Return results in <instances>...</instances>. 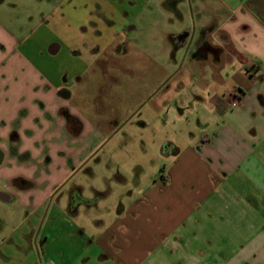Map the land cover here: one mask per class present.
<instances>
[{"label": "rangeland", "instance_id": "rangeland-1", "mask_svg": "<svg viewBox=\"0 0 264 264\" xmlns=\"http://www.w3.org/2000/svg\"><path fill=\"white\" fill-rule=\"evenodd\" d=\"M98 1L100 7L87 0H0L17 38L33 35L63 45L57 68L73 87L62 114L86 125L81 140L49 135L38 156L15 163L13 173L30 176L33 188L0 173V264L106 263L95 260L90 240L144 196L178 148L198 134L199 119L211 115L196 101L193 86L201 26L211 20L205 5L213 1ZM115 33V44L91 55ZM75 71L82 73L78 79ZM79 129L72 119L71 134ZM13 187L33 192L20 203ZM31 196L35 205L26 203Z\"/></svg>", "mask_w": 264, "mask_h": 264}, {"label": "crops", "instance_id": "crops-1", "mask_svg": "<svg viewBox=\"0 0 264 264\" xmlns=\"http://www.w3.org/2000/svg\"><path fill=\"white\" fill-rule=\"evenodd\" d=\"M212 1L205 5L211 20L201 26L199 81L193 86L196 93L192 90L211 115L199 119L198 134L178 148L144 196L90 240L95 260H106L102 264H264V0ZM75 2L85 4L60 0ZM3 16L0 173L30 189L33 180L13 173L15 163L38 156L49 135L81 140L86 125L78 120V134H71L72 119L62 114L73 87L57 68L55 58L63 45L33 35L17 38L9 17ZM118 36L110 34L109 43L98 52L90 50L91 55L108 50ZM80 74L75 71L73 79ZM233 91L240 94L236 102ZM89 145L86 140L83 148ZM38 167L41 174L43 167ZM13 192L23 203L33 191L13 187ZM27 198V204H36V198Z\"/></svg>", "mask_w": 264, "mask_h": 264}, {"label": "built area", "instance_id": "built-area-1", "mask_svg": "<svg viewBox=\"0 0 264 264\" xmlns=\"http://www.w3.org/2000/svg\"><path fill=\"white\" fill-rule=\"evenodd\" d=\"M230 96L231 98H233L234 102H236L240 98V94L237 91H233Z\"/></svg>", "mask_w": 264, "mask_h": 264}, {"label": "flooded vegetation", "instance_id": "flooded-vegetation-1", "mask_svg": "<svg viewBox=\"0 0 264 264\" xmlns=\"http://www.w3.org/2000/svg\"><path fill=\"white\" fill-rule=\"evenodd\" d=\"M62 93L63 94H67L66 91H63ZM66 115H67L68 119H78L76 116H74L73 114L69 113L68 111H67Z\"/></svg>", "mask_w": 264, "mask_h": 264}, {"label": "trees", "instance_id": "trees-1", "mask_svg": "<svg viewBox=\"0 0 264 264\" xmlns=\"http://www.w3.org/2000/svg\"><path fill=\"white\" fill-rule=\"evenodd\" d=\"M76 120H79V119H76Z\"/></svg>", "mask_w": 264, "mask_h": 264}, {"label": "water", "instance_id": "water-1", "mask_svg": "<svg viewBox=\"0 0 264 264\" xmlns=\"http://www.w3.org/2000/svg\"><path fill=\"white\" fill-rule=\"evenodd\" d=\"M65 96H67V95L65 94Z\"/></svg>", "mask_w": 264, "mask_h": 264}]
</instances>
